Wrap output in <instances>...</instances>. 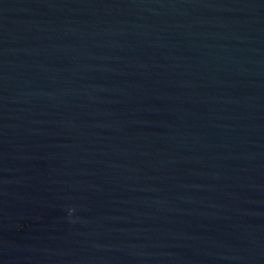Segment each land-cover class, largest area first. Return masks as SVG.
Listing matches in <instances>:
<instances>
[{
	"label": "water",
	"instance_id": "obj_1",
	"mask_svg": "<svg viewBox=\"0 0 264 264\" xmlns=\"http://www.w3.org/2000/svg\"><path fill=\"white\" fill-rule=\"evenodd\" d=\"M0 264H264V0H0Z\"/></svg>",
	"mask_w": 264,
	"mask_h": 264
}]
</instances>
